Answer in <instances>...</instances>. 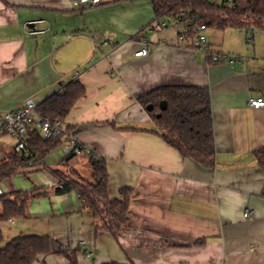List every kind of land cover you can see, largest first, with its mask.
<instances>
[{"label":"crops","instance_id":"obj_1","mask_svg":"<svg viewBox=\"0 0 264 264\" xmlns=\"http://www.w3.org/2000/svg\"><path fill=\"white\" fill-rule=\"evenodd\" d=\"M150 0H101L98 7L73 0H0V113L37 105L80 81L86 94L65 127L107 164L111 199L132 197L128 224L118 237L76 192L57 193L53 170L93 179L90 157L69 158L60 146L0 184V197L20 199L25 217L2 219L0 247L24 236H48L51 252L34 264H264V172L255 152L264 148V108L250 100L264 91V39L234 32L225 48L220 30L209 29L213 52L237 57L215 63L179 41L183 25L151 29ZM252 43H248V38ZM145 40L147 57L134 54ZM163 87L206 88L211 94L216 165L184 158L156 133L140 103ZM17 139L0 136V163L16 152ZM249 212V217L244 214Z\"/></svg>","mask_w":264,"mask_h":264},{"label":"trees","instance_id":"obj_2","mask_svg":"<svg viewBox=\"0 0 264 264\" xmlns=\"http://www.w3.org/2000/svg\"><path fill=\"white\" fill-rule=\"evenodd\" d=\"M155 20L176 22L182 13H190L193 23L205 24L210 29L224 31L229 28L240 30H261L264 32V0H234L235 7L211 0H150ZM154 20V21H155ZM86 94L80 81H72L61 91L38 105L37 113L51 121L65 120L76 103ZM157 127L156 133L184 158L194 160L201 166L214 169L216 165V144L211 106V94L206 88L163 87L154 90L140 99ZM167 108L162 109L161 104ZM153 107L152 110H148ZM64 142L63 137L44 138L34 123L27 129L25 150L11 154L0 163V184L20 173L30 160H44L53 150ZM31 154V156H30ZM69 155L63 165L68 166L72 159ZM260 168L264 172V148L255 152ZM93 179L86 180L75 170L68 173L53 170L62 183L58 194L76 192L85 210L92 213L101 223L98 231H106L118 237L127 227L132 192L122 191V200L111 199L109 193L108 170L105 159L98 161L90 157ZM27 193H17L0 197L4 207L2 219L25 217L24 207H19L20 199H28ZM48 236L29 235L16 238L0 247V264H34L41 254L51 252ZM69 257L70 264H78L75 253H62ZM107 264H121L111 262ZM133 264V263H130Z\"/></svg>","mask_w":264,"mask_h":264},{"label":"built area","instance_id":"obj_3","mask_svg":"<svg viewBox=\"0 0 264 264\" xmlns=\"http://www.w3.org/2000/svg\"><path fill=\"white\" fill-rule=\"evenodd\" d=\"M214 3H224L227 7L234 8V0H211ZM75 6L82 8L83 6L88 7H98L101 4V0H73ZM190 13H182L178 16L176 22L183 25V30L179 34V41L187 45L194 51L204 52L207 59L211 62L221 63V62H235L237 57H232L230 55H224L220 53L213 52L211 46L208 43L207 32L210 29L205 24L193 23L188 18ZM171 22L167 20H155L152 23L151 29L155 31H161L169 27ZM248 43H252V38H248ZM151 49L149 44L143 40L142 47L137 51L134 56L135 58H143L149 56ZM250 105L256 109L264 108V91L262 94L256 98L250 100ZM38 105L32 101L28 100L24 107L12 112L0 113V136L11 135L17 139L16 151L21 152L26 149V136L29 124L35 125L39 129L41 135L46 139H55L58 137H63L64 142L61 147L64 149L67 156L79 152H84L89 157L101 161L104 158L96 153H93L89 148L81 145L77 139H75L65 127L64 121L57 119L51 121L45 117H42L37 113ZM31 156V154H30ZM35 159L29 161L28 165L35 163ZM62 183L57 185L58 189L62 188ZM249 212L247 211L244 216L249 217Z\"/></svg>","mask_w":264,"mask_h":264},{"label":"rangeland","instance_id":"obj_4","mask_svg":"<svg viewBox=\"0 0 264 264\" xmlns=\"http://www.w3.org/2000/svg\"><path fill=\"white\" fill-rule=\"evenodd\" d=\"M234 32L239 33V32H242V30L229 28V29H226V30L221 32L222 36H220V37H223V41H225V43H226L225 48H227V49L236 48V44L234 42H230V38H229V36ZM255 37L257 39H259V38L264 39V32L261 30H255Z\"/></svg>","mask_w":264,"mask_h":264},{"label":"water","instance_id":"obj_5","mask_svg":"<svg viewBox=\"0 0 264 264\" xmlns=\"http://www.w3.org/2000/svg\"><path fill=\"white\" fill-rule=\"evenodd\" d=\"M162 109H166L167 108V104L166 103H162L161 104ZM153 107H150L148 110H152Z\"/></svg>","mask_w":264,"mask_h":264}]
</instances>
